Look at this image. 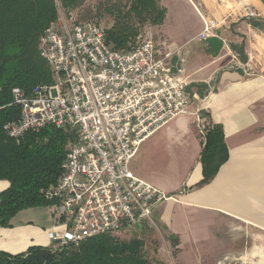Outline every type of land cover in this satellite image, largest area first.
Masks as SVG:
<instances>
[{"label": "built area", "instance_id": "1", "mask_svg": "<svg viewBox=\"0 0 264 264\" xmlns=\"http://www.w3.org/2000/svg\"><path fill=\"white\" fill-rule=\"evenodd\" d=\"M59 12L40 44L53 83L30 94L14 88L9 107H18L21 116L3 127L17 142L48 127L78 135L67 151L63 173L42 191L54 213L49 230L54 249L78 247L103 234L156 227V211L173 196L137 177L130 163L145 141L191 109L189 79L174 64L178 52L167 44L156 46L152 38L129 50H114L102 25ZM200 14L205 26L199 39L220 38L226 19L218 22ZM244 16L261 15L248 6ZM237 59L232 69H244L246 64ZM199 121L205 137L206 124Z\"/></svg>", "mask_w": 264, "mask_h": 264}, {"label": "crops", "instance_id": "2", "mask_svg": "<svg viewBox=\"0 0 264 264\" xmlns=\"http://www.w3.org/2000/svg\"><path fill=\"white\" fill-rule=\"evenodd\" d=\"M186 1L197 15L198 27L190 30L193 22L177 12L168 25L164 18L163 24L156 28L167 33L169 50L178 52L174 64L180 65L189 79L191 109L145 141L130 166L137 177L173 196L156 211L154 222L162 236L179 237L181 244L176 249L182 254L186 255L187 242L207 243L208 238L222 237L218 231L245 238L239 252L248 251L251 246L261 250L264 32L254 28L244 16L248 6L258 12L259 9L252 0ZM198 9L211 20L226 19V25L220 29L219 39L224 43L220 54H216L208 39L205 42L199 39L205 23ZM235 46L244 49V69H232L240 56V50L232 48ZM199 120L205 126L211 122L222 126L229 153L228 160L207 185H200L204 180L200 158L205 137L199 134ZM9 187L8 181L0 180V193ZM32 209L16 215L12 229L0 228V252L16 255L34 246L51 247L49 230L53 225L43 230L33 224L19 227L17 222H29Z\"/></svg>", "mask_w": 264, "mask_h": 264}, {"label": "trees", "instance_id": "3", "mask_svg": "<svg viewBox=\"0 0 264 264\" xmlns=\"http://www.w3.org/2000/svg\"><path fill=\"white\" fill-rule=\"evenodd\" d=\"M86 1L0 0V180L10 184L0 193V228H13L12 221L21 211L48 206L42 191L55 184L63 173L69 146L78 141L77 133L71 129L48 127L40 135L28 134L17 142L6 135L3 127L21 116L18 107H9L14 100V88L30 94L38 86L52 85V71L40 53L41 38L50 24L59 19V10L74 13ZM103 11L112 19L111 26L105 29L107 43L117 51L135 47L141 26H160L166 15L160 9L159 0H129L118 8L106 5ZM248 20L254 28L264 30V19ZM232 48L240 50L239 58L245 62L244 49ZM204 135L200 158L204 180L200 185L211 183L229 158L222 126L211 122ZM177 242L174 238V247ZM0 264L153 263L145 254L142 240L128 242L103 234L78 247L34 246L16 255L1 251Z\"/></svg>", "mask_w": 264, "mask_h": 264}, {"label": "rangeland", "instance_id": "4", "mask_svg": "<svg viewBox=\"0 0 264 264\" xmlns=\"http://www.w3.org/2000/svg\"><path fill=\"white\" fill-rule=\"evenodd\" d=\"M128 2L129 0H88L78 10L71 13L74 15L76 21L86 22L94 20L107 29L111 26L112 19L103 11L106 5H113L118 8L120 4L123 6ZM252 2L259 9V12L255 10L261 15L259 19H264L263 6H259L255 0H252ZM159 5L160 9H164L166 12V23L170 19L172 20L173 17L176 18L177 12H180L185 15L187 20H190V23L193 22L190 30L195 29L200 24L195 11L192 10L186 0H159ZM156 27L157 25L150 24L141 26L138 42L152 38L156 46L168 44L169 38L167 37V33ZM175 36L177 35L175 34ZM31 212L29 222H22L21 220L17 222L21 225L19 227H29V225L33 224L43 230L48 229V227L54 224V213L49 206L36 207ZM206 220H209L208 216H206ZM218 232L217 234L222 237L208 238L207 243H205L206 241H199V244L193 245L195 242H187L188 250L184 252L186 255L182 254L183 252L181 253L179 249H176L181 244L179 237L172 236L171 238H166V236H162L158 227L131 228L114 233L113 236L128 242L132 239L142 240L144 242L145 254L153 264H264V246L262 243L260 244L261 250H257L251 246L248 251L239 252L243 248L245 238L231 237V233L228 231ZM173 237L178 240L176 247H174ZM249 245H252V242H249Z\"/></svg>", "mask_w": 264, "mask_h": 264}, {"label": "water", "instance_id": "5", "mask_svg": "<svg viewBox=\"0 0 264 264\" xmlns=\"http://www.w3.org/2000/svg\"><path fill=\"white\" fill-rule=\"evenodd\" d=\"M259 4L264 8V0H258ZM208 43L212 45V49L216 54H220L222 47L224 46L223 41H220L218 37H212L207 40Z\"/></svg>", "mask_w": 264, "mask_h": 264}, {"label": "bare ground", "instance_id": "6", "mask_svg": "<svg viewBox=\"0 0 264 264\" xmlns=\"http://www.w3.org/2000/svg\"><path fill=\"white\" fill-rule=\"evenodd\" d=\"M255 2L260 6V4H259V2H258V0H255Z\"/></svg>", "mask_w": 264, "mask_h": 264}]
</instances>
